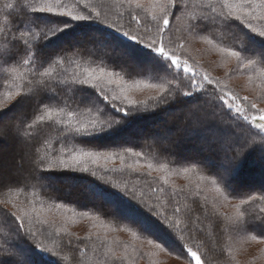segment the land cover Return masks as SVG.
Segmentation results:
<instances>
[{"label":"snow or ice","instance_id":"1","mask_svg":"<svg viewBox=\"0 0 264 264\" xmlns=\"http://www.w3.org/2000/svg\"><path fill=\"white\" fill-rule=\"evenodd\" d=\"M127 3L145 13L141 24L139 13L130 12L128 30L122 25L108 22L91 0H74L71 5L64 4L62 0H41L38 4H33L31 0H11L0 8V80L3 81L0 88L4 89L0 96V139L14 137L23 150V155L16 160V170L23 172L27 163L26 180L50 183L54 179L51 175L53 172L88 173L89 164L100 166L101 160L106 165L119 158L123 168L126 153L137 158H141L143 153L132 148L112 153L76 145L92 144L95 139L105 135H117L133 123L134 116L142 118L138 116L141 112L153 110L154 116L164 117L175 111L182 114L181 122H187L192 129L189 137L202 140L203 150L217 154L231 167L221 163L214 168L206 159L181 163L201 166L207 175L201 174L200 180L210 183L217 197L230 202L231 198H236L232 175L247 156L259 153L264 159V136L256 140L264 133V107L260 106L264 104V82L257 86L260 90L258 96L252 99L240 97L226 84L222 85L220 80L201 70L198 63H190V58L182 54L181 50L185 48L183 42L177 43L169 37L166 43L165 34L171 32V21L179 20L184 15L189 7L188 0H147V4L144 0H127ZM217 5L220 11H217ZM13 12L17 13L15 18L11 15ZM132 21L140 25L142 33L140 29L133 30ZM253 21H264V0H202L200 14L189 17L184 31L190 37H202L204 43L209 45L213 44V39L204 32L219 33V36H214L215 47L225 57V68L228 67L227 58L234 59V71L248 75L249 81H252V75L246 70H255L258 62L264 68V27L254 26ZM98 25L115 31H104ZM77 33L82 35L77 36ZM229 34L240 40V47L223 46V40ZM66 44L69 46L64 47ZM85 45L93 48L100 46L106 56L118 63L112 64L113 70L92 67L85 68L82 73L73 72L71 76L67 75V68L62 73L56 72L58 67L74 62L69 52L75 56ZM125 58L135 61L140 72L151 73L156 82L133 78L129 65L124 62ZM76 67L79 68V64ZM116 67L121 71H115ZM22 69H28L29 75L26 76ZM228 75H231V70ZM260 75L264 76V71ZM89 88L94 91H89ZM145 90L155 95L136 99L130 94ZM28 103L34 107L31 118L21 119L22 106ZM221 115L227 116L228 121L218 120ZM241 121L259 132H252L249 128L247 136H237L236 129L243 131ZM53 127L60 144L64 145L60 147L59 154H56L47 137L41 135L46 128ZM68 144L72 146L67 147ZM141 167H146L149 172L164 173L160 179L165 185L168 184L171 173L167 163L157 166L148 161L143 165L137 164L134 170ZM181 171L187 176L195 172L196 167L185 166ZM91 175L95 177L97 172L92 170ZM100 178L104 179L103 176ZM21 184L27 187L26 181H5L0 178V193L3 194L0 205L4 208L11 205L14 209L6 212L0 208V214L18 222L12 234L16 242L0 246V264H32L30 253L33 247L41 253L57 256L62 264L69 259L63 254V249L70 250L74 246L71 234L65 232L69 237L67 242L62 241L52 248L37 241V232L31 227L25 228V223L31 225L33 217L40 223H48L47 220H40V213L44 211L43 202L39 209L34 199L18 203L23 190ZM113 186L120 187L118 184ZM124 194L129 195L127 191ZM132 195L135 199V195ZM254 200L264 201V193L240 198L235 206L236 217H222L227 221L225 229L231 239L238 241L247 237L249 232L254 231L250 225L264 227V207L257 214L246 215L241 210L242 205ZM62 206L55 204L57 209ZM203 208L207 215L209 210L206 203ZM51 210L52 206H49L48 211ZM149 211L163 219L178 241L184 240L186 232L195 231L188 224L181 228L179 220L171 221L165 212L155 206L150 205ZM179 212L177 207L172 215ZM212 214H218L215 205ZM130 223L147 240L148 245L161 252L168 251L180 264H207L191 246L181 244L179 248L171 247L148 231V225L136 220ZM116 228L137 236V231H133L132 227L117 224L112 230ZM41 235L45 233L41 232ZM250 239L264 243L262 234L251 235ZM29 240L32 244L23 247Z\"/></svg>","mask_w":264,"mask_h":264},{"label":"rangeland","instance_id":"2","mask_svg":"<svg viewBox=\"0 0 264 264\" xmlns=\"http://www.w3.org/2000/svg\"><path fill=\"white\" fill-rule=\"evenodd\" d=\"M118 1L119 0H99V3L102 2L103 4L101 3L102 5L100 4L99 6L102 7L99 9L97 8V10L102 13L108 22L114 23L118 26L122 25L123 27H126L125 24H129L130 12H138L141 23L144 22L145 13L143 11H139L134 7H130L127 3V0H121V2L127 4V6L120 7L121 3L118 4ZM144 2L147 4V0H144ZM131 23L133 30L140 29V33L143 32V29L140 28V25H136L134 21ZM186 24V15H182L179 20H172L170 24L171 32L165 34L166 43L169 37L177 43L183 42L185 44V48L181 51L185 57L190 58V63H198L201 70L220 80L222 85L226 84L229 90L237 93L240 97L248 96L249 99H252L254 96H258L260 94V90L257 86L264 82V76L260 75V72L263 70L260 69L258 64L255 66V70H246L249 75H252V81H249L248 75L234 71L236 65V61L234 59L227 58L228 67L225 68V57H223L218 52L217 48L215 47V43L213 42L212 45H209L204 43L202 37L200 36L194 38L188 36L187 32L184 31ZM154 34L155 29H153L152 32V35ZM131 62L136 67V62L133 60H131ZM230 70L231 75L229 76L228 72ZM2 94L3 92L0 93V96H2ZM130 94L136 99H144L149 95H155L154 92H149L147 90L143 92H132ZM260 106L264 107V104H261ZM24 107L25 105L22 106L21 116L24 113ZM181 116L182 114L180 112L175 111L164 116L166 119L164 124L167 126H173L174 120L176 121V126L174 125L176 129H171V132L165 135H154L151 137L152 140H157V138L161 139V137H163V139H161V141L164 142V145L162 144L163 150L170 149L171 145H173L172 141L178 131L186 130L184 125L188 126V124L187 122H181ZM186 133H188V131H185V134ZM135 134L139 135L142 134V132L136 131ZM187 138H189V134L185 136L186 140ZM8 146H12L11 138L0 139L1 153L4 154L7 152V150H9L7 148ZM203 147L204 142L200 143L198 147L202 154L206 155L210 153L209 151L203 150ZM8 153L9 152H7V154ZM185 153L188 155L192 154V156L195 154H200V152L197 153V151L194 149L191 150L189 148L185 151ZM20 156L21 154L18 155L15 153L12 159H7V162L1 165L2 170L9 171V173L12 172V169L17 171L16 160ZM207 161L212 164L211 161ZM137 164L143 165L146 163H141L138 160H131L129 157H127V155H125L124 166L128 167V165H133L134 167L132 169L134 170ZM223 164L227 167H231L227 161L223 162ZM100 166L122 168L119 158H116L114 163L108 162L106 165L105 162L101 160ZM89 167L91 168L97 166L89 164ZM135 171L141 174H148L152 178H155L161 189H164L163 191L152 190L150 194L154 197L151 204L154 202L155 207L158 206L159 211L161 209H165L167 206L163 201V199H165L163 196L166 195L167 191H173L175 194L177 193V195H181V198L177 197L176 201L167 200V204L170 206V209L171 207L173 209L178 207L180 212L176 213L175 215H172L173 212H166V214L173 222L179 220L180 226H185V221H188L189 219L193 220L191 227H194L195 231L197 232L195 233V238H199L200 240H202V238L205 240H210L212 243V250L208 253L209 256L205 257L207 264H264V243H259L250 239L251 235H255L254 232H249L247 237L240 238L237 241L231 239L228 231L225 229V223L227 221L223 220L222 217H236L237 209L235 206L239 204L240 201L237 202L230 200V202H225L222 198L217 197V194L213 191L210 183L200 180V175L203 173L195 171L185 176L182 173L181 168H169L168 171L171 174L168 176V184L165 185L160 179L164 173L157 171L149 172L146 167H141L139 170ZM52 181L53 183H59L58 181ZM67 181L68 180L60 181L63 183V194L60 193L61 196L69 198L73 192L81 193L85 196L88 202L95 201L96 203H101L104 209L112 210L117 217H124V220L128 222L131 220H136L148 225V231L156 234L158 237H161V240L164 238L166 240L165 242H167L169 246L173 247V245L170 243V240L167 239L165 233L159 229L158 225L156 224L157 222L152 221L151 223H147L143 218H139L135 215L132 216L131 214H128L122 210H116L115 208L117 207L111 201V199L100 193V191L94 186L88 185L85 182L72 183L71 186ZM93 193L99 195H94ZM205 198L207 199L205 200ZM17 202H24V200L19 198ZM205 203L209 210L207 215H205L203 208ZM258 203L259 205L256 206L255 209L252 204L249 203L247 205H242L241 210L244 212L246 210L257 214L259 213V209L264 207V201ZM213 205H215L216 209H218L217 215L212 214ZM49 206H52L51 211H48ZM36 207L39 209L41 204L36 203ZM250 207L252 209L251 211L249 210ZM43 208L44 211L40 213V220H47L48 223H40L35 217H33L31 225L26 222L25 228L31 227L33 230H35L37 232V241L44 243L50 248L60 245L62 241L67 242L69 237L65 235V232L70 233L74 246L70 250L63 249V254L75 256L78 258V262L76 261L78 264H81L82 261H85V264H180L176 257L169 254L168 251L161 252L159 249L148 245L147 240L144 239L140 234L137 233V236L133 237L129 231H121L119 228L112 230L117 225L115 222H107L100 217L89 218L90 216H97L87 214L84 215L80 212H74L70 208L64 206L57 209L54 205L46 203L43 205ZM7 209L14 211V209L11 208V205H8ZM152 215L155 221L158 220V222H164L159 216L153 213ZM120 227L122 226L120 225ZM201 228H203L204 233L200 231ZM217 228H220V230L217 231ZM58 231L59 235H57ZM41 232L45 233V235H41ZM48 233H51V235H47ZM77 237H79V240H77ZM86 237H90V239H86ZM190 238H188L187 235L184 237L185 241L187 242L192 241ZM196 251H199V249H196ZM96 254H98L99 257H96ZM199 254L202 255V253ZM45 255L49 259H54L59 264H61L57 256H52L51 254ZM233 257L235 259H232ZM32 258V264L39 263Z\"/></svg>","mask_w":264,"mask_h":264},{"label":"trees","instance_id":"3","mask_svg":"<svg viewBox=\"0 0 264 264\" xmlns=\"http://www.w3.org/2000/svg\"><path fill=\"white\" fill-rule=\"evenodd\" d=\"M6 2H11V0H0V8L3 7V5ZM33 4H38L41 2V0H31ZM64 4H73L74 0H62ZM93 4L97 6V8H101L102 6H99L101 3H99V0H91ZM202 0H188L189 7L185 10V14L187 17V22L190 16L192 15H199L200 14V5ZM117 3V2H116ZM120 7H126L127 4H124L121 2V0L118 1V4H120ZM103 4V3H102ZM101 4V5H102ZM86 11V10H85ZM217 11H220L219 5H217ZM12 17L15 18L17 16L16 12L11 13ZM0 18H2V14H0ZM91 23V22H89ZM239 23V22H237ZM254 26L264 27V21H253L252 22ZM261 23V24H260ZM143 24V23H141ZM126 27H123L125 30H128L129 24H125ZM97 27H100L104 31H111L114 32L115 30L107 29L104 25H98ZM243 28V26H241ZM243 31L247 32V29H243ZM77 36L82 35L81 33H77ZM119 35V34H117ZM204 35H207L210 39H213V42L216 43V40L214 39V36H219V33H212L205 31ZM255 35V34H252ZM69 45H64V47H68ZM223 46L227 47H240V40L235 39L232 37L231 34L227 35L223 40ZM68 55L73 59L72 64H66L63 66H60L56 69L57 73H62L64 68H67V75L71 76L73 72H80L82 73L85 68H92L95 67L99 69L100 67H105L107 70H113L112 64L118 63L112 60V57L106 56L104 49L100 46H96L95 48L85 45L81 52L77 53L75 56L72 55L71 52L68 53ZM250 58H256L251 57ZM132 59L125 58V63L129 65L131 75L135 79H142L147 80L151 82H156L154 76L151 73L148 72H140L138 68H136L133 63L131 62ZM79 64V68L76 67V65ZM261 70L264 71V68L261 67L259 62L257 63ZM25 72V75H29L28 69H22ZM115 71L120 72L121 69L119 67H116L114 69ZM139 73V74H138ZM122 75H125L124 72H121ZM125 78L127 79V75H125ZM3 81L0 80V84H2ZM87 87V86H84ZM89 91H94L92 89H88ZM4 89L0 88V93L3 92ZM109 96H111V92H109ZM24 106V105H23ZM73 107H76V105H73ZM34 111V107L31 103L25 104L24 107V113L20 117L21 119H30L32 112ZM159 111V110H155ZM139 117L137 118L133 117V123L126 126L120 133H118L115 136H101L98 139H95L92 144H77V147H83L85 149H91V150H99V151H105V152H112V153H120L124 150V148H132L134 151H139L143 153V156L141 158H137L135 156H132L130 154H125L129 159L134 161H139L141 163H147L148 161H151L155 165H159L160 163H167L169 165V168H181L185 166H195L196 171H199L205 175H207V172L204 171V169L199 165H190V164H182L181 161H192V160H209L211 161V166L218 167L221 163L226 162L222 160L217 154L210 152L206 155L202 154V152L198 149L200 143L203 141L196 138V137H189L187 140L185 139V136L189 134V132L192 131L191 128H189L187 125L185 126V131L188 133L185 134V131H178L175 138L173 139V145H171L169 150H163L162 144L164 142L161 141V139L152 140L151 137L154 135H165L171 132V129H176V121L173 120V126H167L164 124L165 117H158L153 115V110H149L147 112H141L138 114ZM218 120L222 121H228L227 116H219ZM163 121V123L161 122ZM175 125V126H174ZM242 129H236V134L238 136H247L248 135V129L251 128L250 125H248L246 122L241 121ZM136 131L142 132V134H135ZM252 132H259L258 129L251 128ZM162 132V133H160ZM42 137H47L49 142L54 146V151L56 154H59L60 147H64V145H61L58 138H57V132L55 131V127L52 129H45L44 132L41 134ZM261 136H264V133H261L259 136L256 137V140H259ZM12 146H8L7 152L4 154L0 152V178H3L5 181H26L27 187L25 188V184H21V188L23 189L21 191V194L19 198H22L24 202H27L28 199H34L36 203L43 202V205L48 203L51 205L55 204H61L64 207L70 208L74 212H80L84 215H95L98 218L100 217L104 221L107 222H115L122 227H132L133 231H137L139 234V231L132 225L130 222L126 220H117L114 219L115 214L112 210H106L103 208L101 203H96L95 201L88 202L85 198V196L78 192H73L71 197H63L60 195V193L63 194V183L60 182L61 180H68L67 182L70 183L72 186V183H80L85 182L88 185L94 186L97 188L100 193H102L104 196L109 197L111 201L116 205L117 208H115L118 211H125L128 214H131L132 216H137L139 218H143L145 222L151 223L152 221L157 222L159 229L162 230L165 235L167 236V239L170 240V243L173 245L174 248H179L181 244H187L188 246H191L193 250L199 249V253H202V258L205 259V257L209 256V252L212 250V243L210 240H205L202 238L200 240L199 238H195L196 231L193 232H186L185 236L187 235L188 238L192 239V241L187 242L185 239L183 241H178L176 238V235L172 232L169 227H167L165 222H158V220L153 219L152 211H149V206H155V203L152 202L154 199L153 195H150L153 189H161L160 185L157 184V180L155 178H152L148 174L144 173H138L137 171L133 170L132 168H129L127 166H124L123 168L120 167H106V166H97V167H91L90 171L88 173H81V172H53L51 175L54 176V181H58L59 183H53L51 181L50 183L47 181L44 182H38L33 180H26V172L28 165L25 163V168L23 172H17L12 169V172L9 173V171H4L1 168V165L5 162H7V159L10 160L13 158V155L21 154L23 155V150L18 146L17 140L14 139V137H11ZM164 145V144H163ZM71 144H68L67 147H71ZM195 150L197 153L200 152V154H195L192 156V154L188 155L185 153L187 149ZM5 165V164H4ZM107 169V171L105 170ZM112 169H115V171H112ZM94 170L97 172V176H92L91 171ZM103 176L104 179H101L100 177ZM232 183L235 186V197L231 198L232 201H240V198H245L248 195L256 194L260 195L264 193V159L261 158V155L259 153H252L249 154L246 158V160L241 164L239 169L236 170L234 175H232ZM120 185V187H114L113 185ZM35 185V187H33ZM127 191L129 195H125L124 192ZM160 191V190H159ZM172 191V190H171ZM35 193L33 196L32 193ZM164 193V192H163ZM135 195V199H133V195ZM165 194V193H164ZM163 194V195H164ZM165 199H163L166 208L161 209L160 211H164L165 213L173 212L174 209L167 204L168 201H176L177 197L181 198V195L175 194L173 191L169 192L167 191L166 195H164ZM0 198H3V194L0 193ZM158 198V197H156ZM159 199V198H158ZM194 199V198H193ZM26 200V201H25ZM143 200V203L141 202ZM178 201V200H177ZM196 201V199H195ZM258 202H261V200H254L251 201L250 204L256 208V206L259 205ZM263 202V201H262ZM171 205V202H170ZM247 205V204H245ZM39 206V205H38ZM0 208H4L3 205H0ZM158 209V206H156ZM251 211V207L249 208ZM6 212H11L9 209H5ZM245 213H252L245 210ZM257 213V211H256ZM194 218V217H193ZM159 219V218H158ZM18 222H15L13 218L7 217L3 214H0V246H8L11 243H15V237L12 235L16 228H17ZM185 224H188L190 227L193 224V220L185 221ZM251 228H254V234H262L264 235V227H261L259 225H250ZM181 228H184L183 225H181ZM194 229V227H191ZM220 230V228H217V231ZM203 232V228L200 230ZM216 231V232H217ZM157 232V231H156ZM204 233V232H203ZM156 235V234H155ZM192 235V236H191ZM208 235V233H207ZM157 236V235H156ZM171 236V237H170ZM37 238V236H36ZM161 238V237H159ZM166 238V237H165ZM171 238V239H170ZM37 240V239H36ZM162 240L166 241L164 238ZM175 241V242H174ZM192 242V243H191ZM32 244V241H27L23 247H27L28 245ZM205 254H204V253ZM39 255V256H38ZM30 256L33 260L36 262H39L38 264H59L54 259H49L44 253H40L37 249H34L31 251ZM69 258L68 260H64L62 264H78V258L72 255H67ZM96 257H99L98 254L95 255ZM211 256V255H210ZM50 260V261H49ZM60 261V259H59ZM77 261V262H76ZM80 261V260H79ZM61 262V261H60ZM215 262V261H213ZM81 264H85V261L81 262Z\"/></svg>","mask_w":264,"mask_h":264}]
</instances>
